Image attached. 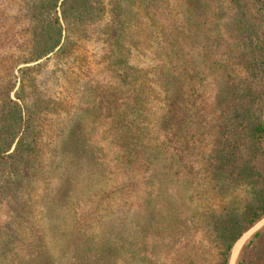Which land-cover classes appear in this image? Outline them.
Listing matches in <instances>:
<instances>
[{
	"label": "trees",
	"instance_id": "trees-1",
	"mask_svg": "<svg viewBox=\"0 0 264 264\" xmlns=\"http://www.w3.org/2000/svg\"><path fill=\"white\" fill-rule=\"evenodd\" d=\"M23 1L26 41L0 44L5 192L19 180L37 182L42 193L58 191V185L50 186L55 164L63 159V178L80 173L86 187L90 179L99 180V191L90 196L97 199L89 203L93 213L107 194L137 199L132 245H107L104 233L112 219L78 215L84 205L74 201L72 242H60L56 264H133L137 255L156 258L152 250L158 247L167 255L181 247L180 264H209L206 249L217 252L212 264H228L236 241L264 218V0ZM104 20L95 40L102 44V85L52 140L49 116L72 111L42 94L39 71L51 59L70 56L82 36ZM150 51L151 67L131 63L134 54ZM204 63L215 86L206 141L195 88ZM95 118L101 129H95ZM196 167L211 192L232 197L242 190V200L191 216L170 208L169 186L184 182L181 175ZM68 192L75 199L72 187ZM93 221L100 225L96 233L86 225ZM30 250L26 260L37 256ZM236 264H264V226L245 242Z\"/></svg>",
	"mask_w": 264,
	"mask_h": 264
},
{
	"label": "rangeland",
	"instance_id": "rangeland-1",
	"mask_svg": "<svg viewBox=\"0 0 264 264\" xmlns=\"http://www.w3.org/2000/svg\"><path fill=\"white\" fill-rule=\"evenodd\" d=\"M105 22L104 20L102 24L94 27L96 28L94 29L95 31L91 30L88 34L86 33L87 35H83L82 40L75 46L70 56L58 60L51 59L39 71L37 84L42 94L56 102L66 103L64 105L66 109L72 111L70 113L60 112L49 116V122L52 127L49 137L52 140L61 135V128L68 121V117L72 116L74 109L84 106L88 102L90 92L102 85L104 76L101 74L100 65L98 64L102 44L99 40H95L100 38L99 30H101ZM28 24L29 19L23 0H0L1 45H3V41L7 42L6 40L12 41L11 43H14V46L23 45L26 41L25 29ZM131 63L139 68L151 67L153 65L152 51L145 54H134ZM207 65L206 63L205 67L202 65L198 67L200 75L195 85L201 102L197 109L200 111V116L203 115L202 120L199 119L198 123L201 126H205V131L202 135L204 141L208 139L210 134L208 131L212 115L210 100L215 87L214 77L211 75L212 73L210 74ZM169 74L173 75L170 69ZM170 88H172V85H170ZM94 120L96 121L93 124L95 129H101V122L97 118ZM97 132L100 135L99 131ZM202 147L203 144L197 145L198 150ZM57 151L63 152L59 149ZM62 160L55 164L56 170L54 169L53 171L52 185L50 186L54 188L58 185V191L42 193L37 182L30 181V183L25 184L24 180H19L6 193L0 179V264H39V260L36 261V258H39L43 264H56L57 252L62 246L60 242H72L70 232L73 223L71 217L74 201L76 202L75 206L84 205L78 215L101 214L112 219V227L111 225L108 227V229L111 227L110 232L104 233V240H106L107 245L108 243L111 245L123 242L127 245L134 243L135 237L132 229L136 220L131 216L137 199H117L116 196L107 194V198L103 199L98 213H93L89 203L95 202L97 199H91L90 196L99 191V180L90 179L91 182L86 187L79 180L81 179L80 173L77 176L73 173L72 177L67 174L66 179L63 178L65 165L60 164ZM261 170L264 172V166ZM186 172L189 173L187 176L184 173L181 175L184 182L177 184L174 182V184L169 186L167 191L168 199L166 201L170 208H177L180 211L184 210L187 216H191L195 212L201 214L215 211L221 205L242 200L241 198L244 196L242 190L236 191L232 197L211 192L206 185L201 169L196 167L192 172ZM69 179L72 182H69ZM71 187L72 193L76 191L75 199H70L67 196L69 193L68 189ZM107 189L108 192L111 191L109 186ZM174 197H177V199H174ZM234 197H237V199ZM122 208L127 211L124 210V213L110 215L116 209ZM79 223H83V218L81 221L79 220ZM86 225L91 227L89 231H93V233H96L94 227L97 228V232L100 229V225H96L95 221L87 222ZM124 226H129V230L122 231L121 228ZM41 237L42 243L40 242ZM244 245L245 242L240 251ZM180 248H174L170 255L161 252L159 247L154 248L152 251L155 253L156 258L151 255L138 258L137 255V260L133 264H180L182 260L180 258L183 256V250ZM28 249H31L28 254H32L33 251L37 254L34 260L25 259ZM206 251L208 255H205V260L209 264L214 263L217 260V252H214V250L208 251V249Z\"/></svg>",
	"mask_w": 264,
	"mask_h": 264
},
{
	"label": "water",
	"instance_id": "water-1",
	"mask_svg": "<svg viewBox=\"0 0 264 264\" xmlns=\"http://www.w3.org/2000/svg\"><path fill=\"white\" fill-rule=\"evenodd\" d=\"M264 120V119H263ZM264 226V218L263 219H261L258 223H256L253 227H251L246 233H244L237 241H236V243L234 244V246H233V248H232V251H231V255H230V259H229V263L228 264H230V262H231V260H232V257H233V250H234V248H235V246H236V244L242 239V238H244V240H243V243H242V245L244 244V242H246L254 233H256L260 228H262ZM242 245L240 246V248H239V250H238V252L236 253V256H235V262H236V259H237V257H238V255H239V251H240V249H241V247H242Z\"/></svg>",
	"mask_w": 264,
	"mask_h": 264
},
{
	"label": "bare ground",
	"instance_id": "bare-ground-1",
	"mask_svg": "<svg viewBox=\"0 0 264 264\" xmlns=\"http://www.w3.org/2000/svg\"><path fill=\"white\" fill-rule=\"evenodd\" d=\"M243 240L244 238H242L235 246L234 250H233V257H232V260L230 262V264H235V256H236V253L238 252L240 246L242 245L243 243Z\"/></svg>",
	"mask_w": 264,
	"mask_h": 264
}]
</instances>
